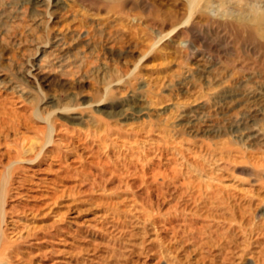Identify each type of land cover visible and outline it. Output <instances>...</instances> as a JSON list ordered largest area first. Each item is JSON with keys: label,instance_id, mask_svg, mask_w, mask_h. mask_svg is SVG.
Here are the masks:
<instances>
[{"label": "rangeland", "instance_id": "obj_1", "mask_svg": "<svg viewBox=\"0 0 264 264\" xmlns=\"http://www.w3.org/2000/svg\"><path fill=\"white\" fill-rule=\"evenodd\" d=\"M261 18L0 0V264H264Z\"/></svg>", "mask_w": 264, "mask_h": 264}, {"label": "bare ground", "instance_id": "obj_2", "mask_svg": "<svg viewBox=\"0 0 264 264\" xmlns=\"http://www.w3.org/2000/svg\"><path fill=\"white\" fill-rule=\"evenodd\" d=\"M192 9V8H191ZM261 19H263L264 20V18H261ZM8 182V181H7Z\"/></svg>", "mask_w": 264, "mask_h": 264}]
</instances>
